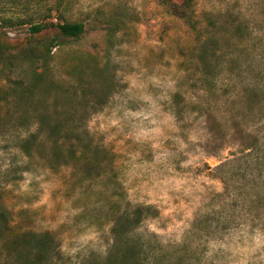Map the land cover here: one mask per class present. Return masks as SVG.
Here are the masks:
<instances>
[{"label": "rangeland", "instance_id": "obj_1", "mask_svg": "<svg viewBox=\"0 0 264 264\" xmlns=\"http://www.w3.org/2000/svg\"><path fill=\"white\" fill-rule=\"evenodd\" d=\"M193 17L201 36L160 0H0V39L19 55L0 73V264H115L113 228L129 215L142 219L132 240L159 264H264V231L240 218V134L264 137L245 96L264 71V0H195ZM63 23L86 32L59 37ZM38 75L52 86L49 114L71 93V104H88L70 110L88 116L85 150L56 155L41 135L28 157L26 130L5 133L8 112L13 122L21 112L4 93ZM27 233L51 235L44 259L19 258Z\"/></svg>", "mask_w": 264, "mask_h": 264}, {"label": "trees", "instance_id": "obj_2", "mask_svg": "<svg viewBox=\"0 0 264 264\" xmlns=\"http://www.w3.org/2000/svg\"><path fill=\"white\" fill-rule=\"evenodd\" d=\"M160 3L167 7L168 11L181 19L195 31L198 36L200 32V22L193 17V10L195 7V0H183L181 4L174 0H160ZM211 22V19L208 20ZM8 25V24H7ZM213 25V24H212ZM11 27L12 25H8ZM49 25H34L30 27L32 34L40 33L41 31L51 27ZM59 37L68 38L71 40L80 39L86 32L85 26L82 23H63L58 24ZM240 26V31H241ZM57 36V37H58ZM55 37V38H57ZM201 39V38H200ZM199 40V39H198ZM206 40H201L202 46V60L205 70H210L209 61L205 53L209 50ZM7 46L2 43L0 39V73L6 69H13L16 66V61L19 55L12 56L7 51ZM22 53V58H28L25 52ZM204 54V55H203ZM251 65L248 67V70ZM247 70V72H248ZM246 72V73H247ZM245 80H247L245 78ZM246 81H244L245 83ZM246 101L252 107H256L260 115L264 117V71L261 73L256 81L247 82L245 84ZM52 91L51 84L45 85L42 75L34 77L28 84L21 81H15L10 91L4 93V100L6 104L11 105L14 113L21 112L13 122L11 112L9 118L5 120V133L12 128H23L27 135L20 139L21 150L26 156H31L34 151V146L41 135H45V141L57 149L54 154H60L63 145L69 146L70 155H75L76 149L78 151L85 150V146L89 144V132L87 131L86 121L87 115L73 116L70 110H79L88 107V104L78 106L71 104L70 99L73 93L69 95L67 100L62 104V111L60 113L51 115L47 111L48 98ZM69 93V92H68ZM10 97V99H7ZM103 96L97 97V104L103 103ZM54 109L60 108V101L55 99L50 107ZM32 112H35L34 114ZM34 126V131H30V127ZM241 137L246 135L248 140H242L240 137V180L244 181V185H240V218L249 221L248 226L253 231H264V137L259 130L257 131H242ZM231 163V162H230ZM245 165V167H242ZM6 209H0V238L4 235L8 220ZM206 222V220H205ZM141 217L122 216L116 221L113 228L114 247L110 250L108 255L111 263L115 264H159L156 253H149L146 250L144 243L141 241L132 240L131 234L141 225ZM241 224V223H240ZM200 224L196 221L193 225L192 232L198 230ZM22 243V251L18 253L19 258L29 261L31 254H36L35 260L40 261L44 259L49 251L52 237L50 234L37 235L27 233L20 238ZM121 247H124L123 249ZM190 250L185 249L179 253L189 254ZM191 253V252H190ZM151 254V256H149ZM33 264H36L34 261Z\"/></svg>", "mask_w": 264, "mask_h": 264}]
</instances>
